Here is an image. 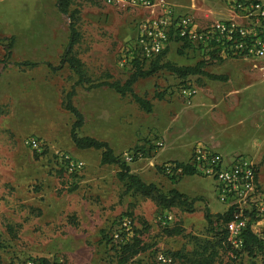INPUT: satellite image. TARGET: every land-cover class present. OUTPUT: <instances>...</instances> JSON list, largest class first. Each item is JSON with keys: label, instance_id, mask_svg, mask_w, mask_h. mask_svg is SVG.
<instances>
[{"label": "rangeland", "instance_id": "374dc122", "mask_svg": "<svg viewBox=\"0 0 264 264\" xmlns=\"http://www.w3.org/2000/svg\"><path fill=\"white\" fill-rule=\"evenodd\" d=\"M235 1L241 0H167L177 13L194 14L202 23L229 19ZM247 1L264 4V0ZM57 6V0H0V40L14 38L11 58L5 64L0 45V260L6 264H24L29 259H46L56 264H116L102 232L116 233L125 221L132 222L130 236L139 237L148 247L145 254L129 264H153L164 252L184 247L190 250L186 236H207L205 209L211 214L227 210L218 201L215 183L200 176L186 178L195 187L189 195H198L191 213L157 208L139 195H122L123 189L115 177L116 166L98 164L100 152L74 147L69 137L73 118L63 108V102L76 76L68 67L55 72L47 67L59 65L69 38V20ZM69 10L78 12L79 40L72 55L82 64L85 75L93 83L123 84L134 71L125 50L136 35L140 18L91 0H70ZM167 53L162 63L193 66L208 60L179 43ZM22 62L37 65H16ZM232 63L241 66L249 77L247 92L252 105L242 109L246 113L255 109L264 115V85L257 72L251 70L247 61ZM187 82L179 83L175 75L161 70L139 79L133 92L164 105L162 102L169 103L166 97L177 95L172 88ZM198 97L204 99L201 93ZM180 103L188 105L185 101ZM72 104L84 118L78 135L106 142L117 155L145 146L148 134L155 137V117L141 111L130 96L122 98L108 88L76 87ZM213 121V114L206 115L201 125L220 144L215 151L225 161L237 157L249 160L257 168L259 192L264 196V147L257 151L264 123L256 132L255 122L233 120L219 126ZM28 137L41 142V152L23 145ZM162 150L163 153L166 147ZM64 156L81 161L83 170L68 171ZM141 159L148 158L133 163ZM137 163L133 168L139 166ZM142 164L144 182L156 185L164 194L182 177L181 171L166 174L165 168V174H161L157 169L160 167L152 168L147 160ZM263 227L264 219L255 224L254 231L259 233L258 228ZM165 228L181 229L182 234L166 236ZM238 263L264 264V254L240 253Z\"/></svg>", "mask_w": 264, "mask_h": 264}, {"label": "built area", "instance_id": "2783aa9c", "mask_svg": "<svg viewBox=\"0 0 264 264\" xmlns=\"http://www.w3.org/2000/svg\"><path fill=\"white\" fill-rule=\"evenodd\" d=\"M95 4L118 12H128L140 18L136 23V35L127 45L126 58L150 63L166 49L176 44H186L202 56L216 59L243 61L251 64L264 85V4L259 1H235L231 7V17L227 20H210L202 23L194 14H179L167 0H91ZM182 95L190 101L193 92L182 90ZM23 145L39 153V140L28 137ZM68 171L80 172L84 168L81 161L68 158ZM126 161H131L129 155ZM188 165L196 176L211 179L216 185L218 201L227 209L233 208L232 219L225 226L228 241L235 249H241L242 233L248 228L262 242L264 247V227L254 231L255 224L264 219V196L259 192L258 175L253 164L241 157L225 161L208 146L194 148ZM247 212V214H246ZM131 221L121 224L114 233L115 240L125 234L130 239ZM158 261L168 262L163 256ZM24 264H35L28 260ZM61 264V263H59Z\"/></svg>", "mask_w": 264, "mask_h": 264}, {"label": "trees", "instance_id": "16d2710c", "mask_svg": "<svg viewBox=\"0 0 264 264\" xmlns=\"http://www.w3.org/2000/svg\"><path fill=\"white\" fill-rule=\"evenodd\" d=\"M58 10L60 14L66 16L69 20L68 30L69 38L68 44L65 48L59 65L54 67L47 64V67L55 72L68 67L70 71L76 76V82L72 86L69 92L66 93L63 102V108L72 116L73 122L70 126L69 137L74 147L78 150H94L100 152V165L101 166H116L117 172L115 174L116 180L121 184L123 189L122 195H139L142 198L152 201L157 208L172 209L178 208L183 212L191 213L193 211V204L198 199L189 200L184 195L180 194L174 189H171L166 194L154 184H146L137 175H134L130 171V167L121 159V156H116L109 145L104 141H99L91 137H80L78 131L84 125V118L81 112L72 104V98L75 95L76 87L86 86L88 90L108 88L115 94L124 98L130 96L133 102L138 108L146 114L152 112V105L143 97H139L133 92V86L139 79H145L154 76L157 72L165 70L170 74L175 75L178 79L186 80L192 76H206L210 80H218L225 82L226 78L221 76L210 75L202 71V69L208 65L220 63L223 60L216 59L213 55H210L208 60H202L195 64L193 67H177L170 62L162 63L168 49H166L161 55L150 63L142 62L138 59L130 61L134 68L131 76L123 83L115 82H100L93 83L85 75L82 64L80 61L72 55L73 47L78 43L79 33L76 28L78 21V12L70 11V0H57ZM14 44V38H5L0 40V45L4 51L2 63H7L11 58V51ZM186 44L182 45V48H187ZM19 67H35L37 64L31 62H22L16 64ZM161 98V97H159ZM148 147V148H146ZM155 150V147L145 146L135 147L128 155L133 162L139 158H150L151 153ZM170 171H181L180 176H194L195 170L188 164L172 163L170 164ZM161 174H165V167L157 168ZM257 173V168H254ZM172 181L173 178H170ZM233 208L227 209L222 214H211L208 209L204 211V220L207 224V236L205 239L195 236H186V242L190 245V250L186 247L176 250L164 252L163 257L168 260L166 263L160 261L153 264H239L240 253H245L248 256H255L257 254H264V247L262 242L249 230L248 228L242 233V245L241 252L235 250L228 241V232L226 225L232 219ZM136 231V230H135ZM105 245L107 249L112 251L115 256L116 264H129L138 258L140 255L145 254L148 247L145 246L139 237L132 236L130 239L125 240V234H121L119 239L115 240L113 235L102 232ZM166 236H180L182 230L178 228L163 230ZM156 256V252H154ZM35 264H56L49 262L46 259H29ZM0 264L3 263L0 260ZM12 264V263H8Z\"/></svg>", "mask_w": 264, "mask_h": 264}, {"label": "crops", "instance_id": "0c3cea01", "mask_svg": "<svg viewBox=\"0 0 264 264\" xmlns=\"http://www.w3.org/2000/svg\"><path fill=\"white\" fill-rule=\"evenodd\" d=\"M232 62L233 60H223L216 65H211L212 67L208 65L202 69V71L207 74L225 77V82L210 80L203 75L192 76L186 80L178 79L175 76L179 83H186L187 81H192V83L187 82L185 86H179L178 83L177 87H173L172 89L177 91L178 96L173 93L172 97H166L169 99V103L162 102L164 105H157V100L150 101L152 105L151 113L155 117L153 127L156 129L154 130L156 132L154 135L155 137H150L148 134L146 138V144L151 142L150 144L155 147V150L151 153V158L138 160L139 163H130L125 160V156L134 148L127 152H122L123 154L120 155L115 154L113 151L116 156H121V159H124L130 167L132 174L137 175L144 182L141 170V166L145 164H142L143 160H147L152 168L164 166L167 174L170 171V164L172 163L188 164L190 156L196 147L208 146L214 151L218 150L220 144L215 141L209 129L206 128L204 124L201 125L206 115L209 116L213 114L216 123L213 122L219 126H225L228 122H232L233 120L238 122H255L256 132L261 131L259 124L264 123V115L255 112V109L247 113L242 109L252 105L250 92H247L249 88L248 74L241 66ZM170 63L172 64V62ZM175 66L193 67L194 65L187 66L185 64H180ZM224 84L226 86L221 88ZM187 89L193 92L190 101L181 93L182 90ZM199 93L203 95L204 99L198 97ZM180 101H185L186 104L190 105L186 106L183 103L181 104ZM207 103H209V105ZM221 107L225 108L223 112L219 111ZM219 114H221V118L218 117ZM160 121H162L161 124ZM261 132V143L258 145L257 151L264 147V129ZM163 147H166V150L162 153ZM156 159H159L158 163ZM135 163L139 164V166L133 168L132 165ZM98 164H100V156L98 157ZM194 176H182L180 181L174 184L171 189L176 190L189 200L198 197V195H189V192L194 190L195 187L193 186L194 183L190 180L189 182L186 178Z\"/></svg>", "mask_w": 264, "mask_h": 264}]
</instances>
